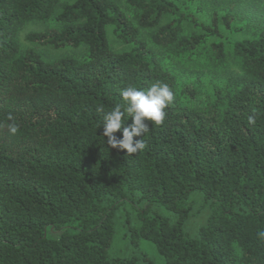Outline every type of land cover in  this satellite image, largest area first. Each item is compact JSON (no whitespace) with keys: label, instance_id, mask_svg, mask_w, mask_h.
<instances>
[{"label":"trees","instance_id":"trees-1","mask_svg":"<svg viewBox=\"0 0 264 264\" xmlns=\"http://www.w3.org/2000/svg\"><path fill=\"white\" fill-rule=\"evenodd\" d=\"M117 2L0 0V264H264V5L234 39L233 7ZM30 22L70 53L23 48ZM157 82L173 102L147 147L111 148L121 90Z\"/></svg>","mask_w":264,"mask_h":264},{"label":"clouds","instance_id":"clouds-1","mask_svg":"<svg viewBox=\"0 0 264 264\" xmlns=\"http://www.w3.org/2000/svg\"><path fill=\"white\" fill-rule=\"evenodd\" d=\"M120 96L122 105H116L105 114L103 136L111 148L126 150L128 155H132L147 147L143 138L134 142L133 137H144L149 131V122L159 125L164 121L165 109L173 102V92L166 83L157 82L147 90L129 86L121 90ZM125 114L132 117L133 123L130 127H123L122 139H118L114 133L122 129ZM8 119L13 120L11 114ZM249 122L254 123L252 117H249ZM8 130L14 135L18 126L10 123Z\"/></svg>","mask_w":264,"mask_h":264},{"label":"rangeland","instance_id":"rangeland-1","mask_svg":"<svg viewBox=\"0 0 264 264\" xmlns=\"http://www.w3.org/2000/svg\"><path fill=\"white\" fill-rule=\"evenodd\" d=\"M196 1H200L201 5L204 9L208 7V10L205 9V13H204L205 17H206V13H209V15H211L212 9H218V10H221L218 12H222L224 10L228 11L229 9H232V7H233L232 12L237 13V15H235V14L233 15V17H235V19L231 23V26H230V28L231 27L233 28V31H232V34H229V33L228 34L230 35V37H233L234 39H239V38L241 39L244 37H249L252 35V33H254L255 30L253 28H251L250 26L244 27L245 19H254V22L261 23V15L262 14L259 15L258 12H255L253 10V7H254V5H256L257 7L264 5V0H206L204 2V4L202 3V0H195V2ZM210 1H213V2L218 1L220 3H217V2L210 3ZM118 4L121 7H123V9H127V5L124 2V0H119ZM220 8H222V9H220ZM245 9H248V10L252 9V10L251 11H245ZM128 13L131 14L130 12H128ZM43 25L44 24L40 23V22H30V23H27L22 28V30L19 33V41H20L22 47L23 48L32 47V48L36 49L38 52H40L47 59H53V58L61 55L62 53H70L66 49H54L48 45L47 46L36 45V44L30 43L28 40H26V35L28 33L41 30L44 27ZM113 38H114V36H113ZM112 42H114L113 43L114 48H116V49L124 48V45L118 43L116 40L115 41L112 40ZM81 53H82V49H77L76 51L72 52V54H74V55H80ZM198 199L199 198H197V201H196L197 207L200 204V201ZM121 236H122V230H121V228H119L117 236H116L115 241H114V245H113V251L114 252H117V253L120 252L121 253L122 252L121 250L125 246L124 242L122 241ZM144 246H146V249L149 252V254L155 258L156 252H155L154 248H152V245L149 243H146V244H144ZM155 260L158 263L162 262L161 259H155Z\"/></svg>","mask_w":264,"mask_h":264}]
</instances>
